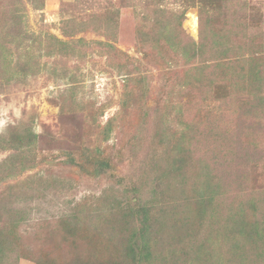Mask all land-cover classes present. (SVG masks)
I'll use <instances>...</instances> for the list:
<instances>
[{"label":"rangeland","instance_id":"1","mask_svg":"<svg viewBox=\"0 0 264 264\" xmlns=\"http://www.w3.org/2000/svg\"><path fill=\"white\" fill-rule=\"evenodd\" d=\"M0 264H264V0H0Z\"/></svg>","mask_w":264,"mask_h":264},{"label":"trees","instance_id":"2","mask_svg":"<svg viewBox=\"0 0 264 264\" xmlns=\"http://www.w3.org/2000/svg\"><path fill=\"white\" fill-rule=\"evenodd\" d=\"M192 43L188 42V41H183V43L181 44L180 48H184L186 51L189 50L192 47ZM139 234V233H138ZM144 235V239L146 242H149V240L147 239V235L146 233L143 234ZM132 241L128 244L129 246L126 248V254L128 255L127 258H130L131 261H136L137 259H149V257L151 258L153 256V252L150 255L148 252L144 251L142 252V254L139 255V253L137 252L140 248H139V240H137V234L136 237L131 239ZM129 241V240H128ZM134 242V243H133ZM152 246L148 245L146 247V250H151ZM141 257V258H140ZM147 257V258H146Z\"/></svg>","mask_w":264,"mask_h":264}]
</instances>
